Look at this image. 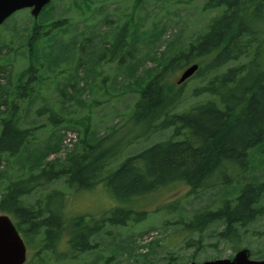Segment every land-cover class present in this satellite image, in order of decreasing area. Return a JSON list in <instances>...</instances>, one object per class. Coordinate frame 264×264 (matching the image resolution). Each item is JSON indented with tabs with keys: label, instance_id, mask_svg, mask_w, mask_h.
Segmentation results:
<instances>
[{
	"label": "rangeland",
	"instance_id": "rangeland-1",
	"mask_svg": "<svg viewBox=\"0 0 264 264\" xmlns=\"http://www.w3.org/2000/svg\"><path fill=\"white\" fill-rule=\"evenodd\" d=\"M207 1L56 0L53 4L58 11L56 15L61 14L59 11H65L61 17L66 18L67 31L54 39L60 37L68 46L60 50L58 43H55V47L45 52L50 60L62 55L64 59L53 70L45 65H34L30 83L39 77L41 83L36 86L37 81L34 80V87L29 84L33 90L25 97L18 96L19 90L24 89L15 87V83L29 65L23 36L34 17L29 8L15 12L8 19L7 27L0 29V84L4 86L0 88V93L3 90L6 92L3 98L7 101L0 96V131L2 119L11 115L16 117L17 126L31 128L32 136L18 153H0V200L11 182L31 172L38 173V168L33 165L43 155L41 153H45L43 165L51 162L58 167L72 150H78L81 146L82 151H87L84 141H94L108 135L109 138L94 151L99 154L107 147L117 148L116 143L123 141L121 152L108 162L107 168L111 170L141 148L169 137L172 132L170 128L135 136L144 132L143 126L131 125V115L143 84L141 79L145 77V69L160 66L165 58L166 62L168 57L186 49L195 37L207 31L210 22L222 10L221 7L206 9ZM36 20L39 21V18ZM125 22L129 34L132 25L136 27L139 24L136 30L139 65L135 74L130 72L127 64L120 65L117 61L122 51L117 47L110 48L111 41H114ZM74 33H77V40L71 44ZM103 36L107 44H104ZM255 40L258 44L256 42L247 55L238 62H229L221 70L248 64L255 59L261 67L264 66V46L260 52L264 33ZM42 42L45 44V39ZM80 44L88 49L84 52L78 48ZM108 45L110 49H107L102 60V47ZM217 52L214 50L198 57L195 62L202 66ZM163 53L165 57H162ZM113 54L116 58L108 60ZM259 55L263 56V61H260L262 57ZM185 67L176 66L166 72V80L177 87L176 82ZM212 74L210 72L205 76L210 78ZM207 81L196 74L184 81L176 112L188 111L197 104L213 99L204 93L194 95L193 90ZM12 100L15 109H11ZM50 142L48 150L47 143ZM54 143L58 146L52 151ZM241 169L234 163L223 162V168L212 175L217 181L212 187L190 193L187 184L174 182L131 202H119L120 195L108 183L77 189L69 187L64 179L45 181L50 175L47 173L38 178V182H42L40 185L35 184L29 193L20 195L19 200L25 207L31 206L34 212L37 208L44 213L47 211L45 208L50 209L67 225L61 238L53 243L54 249L44 247L47 244L43 241L44 226L39 228L41 231L37 235L26 232L28 225L20 223L23 218L21 214H16L14 209L17 206L7 210L0 207V214H8L14 223L19 222L23 226L24 230L20 229L19 232L24 242L28 241L27 244L25 242V264H189L191 260L199 262L211 256L232 255L242 248L251 251V258L261 259L264 258V211L245 226L238 227L239 235L230 242L221 241L223 237L219 232L224 229L222 222L202 223L208 218V212L217 211L225 202L234 205V199L247 177L264 180V144L249 150L248 165L244 171ZM30 184H21L19 188L30 187ZM260 205L264 208V195ZM117 206L134 208L139 221H129L125 226L106 224L93 238L95 242L103 243H97V247L88 251L76 252L68 246L69 228H73L70 225L83 218L82 224L87 222L88 226L94 227L95 224L90 222L92 217L101 219ZM195 227H200V230H195ZM105 240L118 247L135 244L132 255L125 248L118 252L119 249L112 251L109 244L101 246Z\"/></svg>",
	"mask_w": 264,
	"mask_h": 264
},
{
	"label": "trees",
	"instance_id": "trees-1",
	"mask_svg": "<svg viewBox=\"0 0 264 264\" xmlns=\"http://www.w3.org/2000/svg\"><path fill=\"white\" fill-rule=\"evenodd\" d=\"M55 1L52 0L41 9L37 17L39 21L34 18L23 36L29 65L16 80L15 87L24 89V91L19 90L18 96L25 97L33 90L32 87L41 83L40 77L34 79L37 81L35 85L34 80L30 83L32 79L30 73L35 70L34 65H45L49 70H53L64 59L61 58L62 55L52 61L45 52L48 48L50 50L55 47V43H58L57 47L60 50L68 46L59 39L60 37L54 39L58 34L61 36L67 31L66 18L61 17L62 13L64 16L65 11H59L61 14L57 16L58 11L53 5ZM243 1L208 0L205 3L206 9L221 7L222 10L220 15L210 22L207 31L195 37L186 49L168 57L166 62L165 58L164 62L158 63L160 66L144 70L145 77L141 79L143 84L140 86V95L131 115L132 127L143 126L144 132L135 134V136L141 137L147 133L153 134L170 128L172 132L169 137L141 148L140 151L126 157L111 170L107 168L108 162L114 155L121 152L120 147L123 141L116 143L117 148L107 147L99 154L94 151L109 138L108 135L94 141H84L88 150L82 151L81 146L80 150H72L58 167L51 162L43 165L42 160L45 153H41L43 155L33 165L38 168V173L31 172L28 176L11 182L0 200L1 209H14L17 206L14 210L23 218L20 223L28 225L26 232L30 234L37 235L41 231L39 228L44 226L43 241L47 243L44 247L54 249L53 243L61 238L67 225L61 221L60 216L53 215L50 209L44 207L47 210L44 213L41 208H37L34 212L31 206L25 207L19 200L20 195L29 193L35 184L40 185L42 182L38 180L47 173L50 175L45 181L64 179L69 187L77 189L91 187L101 182L108 183L118 192L117 195H120L119 202H131L134 198L174 182L187 184L190 187V193L212 187L217 182L212 175L223 168V162L234 163L242 168L241 170H245L248 165L249 150L264 144V66L257 67L255 59L248 64L221 70L229 62H238L240 58L249 53L253 45L258 44L257 40L250 37L249 27L255 24L261 26L263 23L264 29V21H259L261 20L259 12H250L248 10L250 1L247 3ZM242 16L246 18V22ZM8 19L0 25V29L7 27ZM127 25L125 22L121 27L114 41H111L110 48L117 47L122 51L117 61L120 65L127 64L130 72L135 74L139 65L136 57V44L138 43L136 30L139 24L136 27L132 25L130 34ZM71 36V44H74L77 40V33ZM43 39H45V44L42 42ZM102 39L105 37L103 36ZM104 44H107L106 39ZM260 46L261 52L264 44ZM78 48L84 52L88 49L83 44H80ZM108 48L109 45L102 47L104 52L103 58L100 59H105V52ZM214 50H218L216 55L204 65L199 66L195 73L198 77L206 78L207 83L193 90L194 95L204 93L213 99L197 104L188 111L176 112L183 83L177 87L172 85L165 78L166 72L176 66L183 68L195 62L196 58ZM258 53L259 51L256 54ZM162 57H165L164 53ZM259 57H262L260 61H263V56L259 55ZM114 58L116 57L113 54L108 60L112 61ZM196 63L199 64V62ZM210 72L213 74L207 78L205 75ZM29 84L33 86L29 87ZM26 85L28 92L25 91ZM0 88L3 89L4 86L0 84ZM5 94L4 90L1 91V98ZM3 100L6 101L4 98ZM11 103V109H15L16 105L13 100ZM15 118L10 115L2 119L0 153L11 155L18 153L27 139L32 136L31 128L17 126ZM50 145L51 142L47 143L48 150ZM52 145V151H55L58 145L55 146V143ZM245 181L246 183L241 185L234 199L233 206L225 202L217 211L208 212L206 214L208 218L202 222L210 223L217 220L222 222L224 229L219 232V235L223 239L231 240L237 237L240 233L238 227L245 226L264 211L260 205L264 195V180L247 177ZM27 182L31 183L30 187L27 186L28 188L24 187L20 190L19 186ZM129 221H139L132 207L129 209L117 206L103 215L101 219L92 217L90 222L95 224L94 227L88 226L87 222L82 224V218L70 225L73 228H69L71 233L67 240L68 246L76 252L88 251L97 247V243L98 245L103 243L102 241L95 242L93 238H96L95 236L104 229L106 224L113 227L125 226ZM20 223H15V225L18 230H24ZM200 227L194 229L200 230ZM25 242L28 243L27 240ZM107 244L110 245L112 251L119 249L118 252H121L125 248L130 256L135 247V244L118 247L107 243L106 240L101 246Z\"/></svg>",
	"mask_w": 264,
	"mask_h": 264
},
{
	"label": "water",
	"instance_id": "water-1",
	"mask_svg": "<svg viewBox=\"0 0 264 264\" xmlns=\"http://www.w3.org/2000/svg\"><path fill=\"white\" fill-rule=\"evenodd\" d=\"M52 0H0V25L13 13L21 9H30V14L36 18L41 9ZM199 64L193 62L186 66L179 75L177 84L184 83L193 76ZM27 248L18 228L6 213L0 214V264H25ZM189 264H264V258L250 257V250L242 248L230 258H217L202 262L192 261Z\"/></svg>",
	"mask_w": 264,
	"mask_h": 264
},
{
	"label": "flooded vegetation",
	"instance_id": "flooded-vegetation-1",
	"mask_svg": "<svg viewBox=\"0 0 264 264\" xmlns=\"http://www.w3.org/2000/svg\"><path fill=\"white\" fill-rule=\"evenodd\" d=\"M246 3L248 2V1H250V4H249V8H248V10L251 12V11H253V12H256V11H258L259 12V14H260V16H261V20H259V21H261V22H263L264 21V0H244ZM243 1V2H244ZM242 19L246 22V18H244V16H242ZM250 28V37H252V38H254V39H257L259 36H261L263 33H264V29H263V23H262V25L261 26H258L257 24H255V25H253V26H251V27H249ZM255 65L257 66V67H259L260 66V63L258 62V61H256V63H255ZM221 241H225V242H230L231 240H229V239H223V240H221ZM237 252V251H236ZM236 252H234V254L236 253ZM234 254H232V255H228V256H224V257H221V256H219V255H216V256H211V257H208L207 259H203V260H201V261H199V262H202V261H205V260H211V259H217V258H232L233 256H234ZM113 258V256L111 255V259ZM109 259V258H108ZM192 261V260H191ZM197 262V261H196Z\"/></svg>",
	"mask_w": 264,
	"mask_h": 264
}]
</instances>
